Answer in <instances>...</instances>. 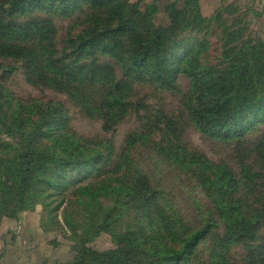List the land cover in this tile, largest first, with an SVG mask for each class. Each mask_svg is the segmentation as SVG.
Wrapping results in <instances>:
<instances>
[{
  "label": "trees",
  "instance_id": "16d2710c",
  "mask_svg": "<svg viewBox=\"0 0 264 264\" xmlns=\"http://www.w3.org/2000/svg\"><path fill=\"white\" fill-rule=\"evenodd\" d=\"M7 3L11 17L0 14V39L5 40L0 41V55L25 59L34 82L67 92L87 115L102 118L106 130L113 129L127 115L130 78L150 80L174 91L179 90L178 78L183 69L191 80L186 113L204 134L222 140H241L256 124L264 122V39L240 37L241 29L225 28L222 66L219 63H193L187 68L180 65L179 42L173 38L176 30L183 31L192 25L201 28L207 21L201 15L198 0H186L183 9L168 4L165 9L171 19L168 27L155 22L158 11L155 4L142 10L139 2L131 4L127 0H7ZM85 3L99 10L97 24L74 38L69 51L59 52L54 33L46 32L40 22L20 23L13 17L39 10L66 15L83 8ZM228 6L223 5L216 12L213 20L217 24H225L227 19L222 12ZM23 39L30 40L35 50L20 44ZM9 40L17 44H9ZM187 51L195 54L194 59L201 53V49L190 47ZM107 57L121 63L120 77L111 61H105ZM3 103L4 96L0 95V189L5 198L13 197V203L5 201L1 213L18 218L34 195L39 172L54 160L53 155L39 147L67 119L51 99H35L20 110L15 108L16 104H10L11 112L3 109ZM21 109L34 115L25 117ZM169 127L172 137L182 131L176 125ZM144 137L145 133L136 132L127 138L120 161L125 166V177L114 204L104 212L89 238L92 240L101 232L112 233L116 247L98 251L83 243L67 264H204L198 263L196 254L201 244L216 234L215 224L205 217L199 224L187 223L177 210L165 204L158 180L130 158L131 149ZM64 140L68 141L69 137L65 136ZM100 146L96 143L91 149L94 156L80 159L92 158L96 164L97 157L103 155ZM173 146V152L178 155L181 147ZM15 147L18 155L10 158L7 154L15 151ZM68 148L73 149L74 142ZM262 148L264 144L259 149ZM72 154L69 153L70 158ZM91 163L75 160L76 167ZM185 163H200L193 178L200 188L212 189L214 215L223 223L222 234H217L218 249L215 247L209 256V264H229L230 248L238 245L246 248L250 263L264 264V236L258 238L264 227L261 222L264 211L260 207L250 209L242 197L245 180L254 184L258 175L248 165L242 169L243 177L238 178L226 166L211 165L201 158ZM123 195L131 198L127 208L117 205Z\"/></svg>",
  "mask_w": 264,
  "mask_h": 264
},
{
  "label": "rangeland",
  "instance_id": "374dc122",
  "mask_svg": "<svg viewBox=\"0 0 264 264\" xmlns=\"http://www.w3.org/2000/svg\"><path fill=\"white\" fill-rule=\"evenodd\" d=\"M169 1L127 0L131 4L139 2L142 10H145L147 5L155 4L158 9L155 22L163 27H168L171 21L166 13V6L173 3L177 8L183 9L186 2ZM229 4V9L222 12L227 19L225 24H217L213 20L216 12L223 5ZM222 6L210 15H205L200 6L201 15L207 20L201 28L192 25L183 31L176 30L173 38L179 42L177 52L183 68L193 63H219V66H222L220 57L224 43L222 33L225 28L241 29L240 37L264 39V0H224ZM10 12L7 0H0L1 16L10 18ZM97 14L99 10L85 3L83 8H77L66 15L39 10L13 17L16 18L15 22L20 23L40 22L46 32L54 33L57 50L62 52L69 51L74 38L91 25L97 24ZM235 37L236 35H233V38ZM29 41L23 39L20 44L35 50L36 46ZM8 43L17 44L15 40H9ZM188 47L201 49L196 59L195 54L187 51ZM105 61H111L116 75L120 77L121 63L109 57L105 58ZM130 82L132 87L127 98V115L115 124L113 129L106 130L102 118L87 115L67 92L34 82L25 59L0 55V95L4 96L5 111L11 112L13 108L10 104H16L15 108L20 110L22 105L26 107L35 99H51L61 107L67 119L60 129L55 130L50 138H45L41 143L39 148L53 155L54 160L39 172L38 184L32 192L34 195L27 200L30 203L20 213L21 216L25 211H36L40 215L38 238L41 242L36 243L37 264H67L75 258L77 249L83 243L98 251L116 247L112 233L101 232L92 240L89 238H92L104 212L114 204L118 195L120 182L125 177V166L120 162L123 149L126 147L127 138L136 132L145 133V137L131 149L130 158L158 180L160 193L166 200L165 204L177 210L187 223L196 225L205 217L215 224L216 234L202 243L197 251L198 263L209 264V256L215 247L218 249L217 234H222L224 229L222 221L214 215L212 189L200 188L193 178L200 163L187 165L185 160L201 158L211 165H219L221 168L226 166L238 178L243 177L242 169L248 165L258 177L254 184L245 180L242 197L246 199L250 209L260 207L264 211V148L259 149L260 145L264 144V122L256 124L241 140L215 138L198 130L186 113L191 80L185 69L178 78L179 90H165L150 80L130 78ZM22 112H25V117L34 115L25 109ZM169 125H176L178 130L182 131L172 137ZM65 136L69 137L68 141L64 140ZM3 138L13 142L9 137ZM71 142H74L73 149L68 148ZM96 143L102 145L100 150L103 153L97 157L98 162L95 164L92 158L80 159L84 156H94L91 149ZM175 144L181 147L178 155L173 152ZM107 146H110V150ZM70 152H73L71 158H76V163H93L76 167L75 160L70 158ZM110 152L113 155L109 158ZM7 155L10 158L18 155L16 147L15 151L8 152ZM12 200L13 197L5 198L0 189V224L4 218H10L4 216L1 210L5 201L13 203ZM128 203H131V198H124L123 195L122 202L117 205L127 208ZM20 216L10 219H19ZM261 222L264 224V220ZM263 236L264 227L258 238ZM228 262L252 264L246 248L242 245L231 246Z\"/></svg>",
  "mask_w": 264,
  "mask_h": 264
},
{
  "label": "crops",
  "instance_id": "0c3cea01",
  "mask_svg": "<svg viewBox=\"0 0 264 264\" xmlns=\"http://www.w3.org/2000/svg\"><path fill=\"white\" fill-rule=\"evenodd\" d=\"M173 1L176 0L169 2ZM198 1L205 15L212 14L224 3V0ZM39 227L40 215L36 211H25L19 219L4 218L0 224V264H37Z\"/></svg>",
  "mask_w": 264,
  "mask_h": 264
}]
</instances>
